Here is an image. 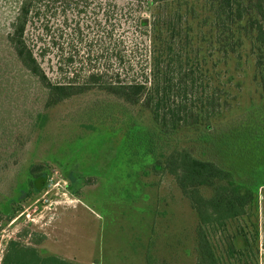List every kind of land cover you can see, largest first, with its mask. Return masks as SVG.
I'll use <instances>...</instances> for the list:
<instances>
[{"label":"rangeland","instance_id":"obj_1","mask_svg":"<svg viewBox=\"0 0 264 264\" xmlns=\"http://www.w3.org/2000/svg\"><path fill=\"white\" fill-rule=\"evenodd\" d=\"M150 1L135 9L134 29L146 36L150 28L141 27L137 15L150 25L161 5ZM83 2L92 25L80 38L55 25L47 37L30 36L35 48L43 47L50 83L82 84L113 48L125 49L127 57L133 46L135 32L124 16L129 2ZM18 3L0 0V264L11 241L74 264H199L201 219L169 168L179 151L230 174L232 180L215 184L238 186L242 195L253 190L242 215L223 228H206L218 264H264V97L250 45L227 62L217 61L220 54L210 57L230 103L221 118L163 127L142 105H123L96 89L48 106L43 83L19 63L6 38ZM166 7L187 14L195 44L207 50L215 31L206 0H171ZM118 39L123 44L114 47ZM145 66L149 83L147 58ZM121 124L126 131L131 124L141 128L133 139L148 138L146 154H136L138 143L115 132ZM38 173L46 176L41 189L32 186ZM195 188L207 201L215 195L213 186L189 190Z\"/></svg>","mask_w":264,"mask_h":264},{"label":"trees","instance_id":"obj_2","mask_svg":"<svg viewBox=\"0 0 264 264\" xmlns=\"http://www.w3.org/2000/svg\"><path fill=\"white\" fill-rule=\"evenodd\" d=\"M152 1L161 5L150 25L137 15L138 24L150 28V36H146L134 29L135 9L139 6L149 7L151 1L125 0L127 4L130 3L131 8L129 14L125 13L124 16L135 32L132 36V48L126 53L127 57L125 49L116 51L113 48L105 56L106 61L98 64L96 70L88 72L87 79L82 84L50 83L41 61L43 47L35 48L30 36L33 33L47 37L48 28L55 25L61 30L68 28L70 35L80 38L92 25L89 23V16L86 17L83 0H19L15 15L7 23L9 31L6 38L19 63L43 83L47 90L48 106L96 89L122 101L123 105H142L150 111L154 122L163 127L215 122L230 109V103L225 97L226 85H220L218 62H227L231 56L241 57V51L247 44L256 57L264 97V0H206L211 13V29L215 31L212 40H208L207 50L195 44L198 36L185 17L186 13L184 15L180 8L165 12L171 0ZM121 20L116 16V27H120ZM94 27L97 29L95 24ZM103 35L105 37V32ZM122 44V39L112 42L114 47H121ZM216 54H220L221 58H218V62L213 61L210 66V57ZM146 58L151 72L149 83L145 80ZM42 117L40 115L38 118L40 126ZM101 122L106 123L105 120ZM124 125L118 126V131L115 132L123 135L126 142L138 143L135 145L136 154H146L142 151L148 138L142 137L143 140L139 142L133 139L134 133L142 131L141 128L137 129L135 124H131L126 131ZM131 146L133 148L134 145ZM147 150L151 151L149 148ZM169 164L171 172L177 177L201 219L202 228L198 232L197 248L199 264H218L212 243L207 238L206 228L214 225L223 228L226 221L242 215L253 199V190L242 195L238 186L226 188L215 184L216 180L231 179L230 174L211 162L195 159L188 151L176 152ZM44 175L38 173L32 186L43 188L46 182ZM197 185L213 186V199L205 200L196 188L192 192L189 190ZM228 250L230 255L235 256L237 248L232 243ZM3 264L74 263L53 255H43L36 247L11 241Z\"/></svg>","mask_w":264,"mask_h":264}]
</instances>
